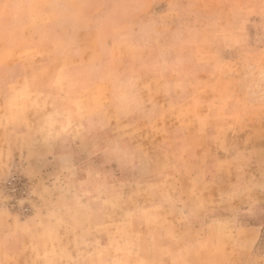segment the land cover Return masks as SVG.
Here are the masks:
<instances>
[{"label":"rangeland","instance_id":"obj_1","mask_svg":"<svg viewBox=\"0 0 264 264\" xmlns=\"http://www.w3.org/2000/svg\"><path fill=\"white\" fill-rule=\"evenodd\" d=\"M43 8L49 9L48 0H0V31L22 17L35 24L53 17L64 21L63 14L50 16ZM156 11L149 19L160 27L147 31L55 30L57 41L80 33L87 37L96 59L91 77L104 81L105 91L98 93L97 109L84 111L86 139L72 147L73 166L64 174L38 171L48 167L49 160L39 155L48 141L28 139L32 124L23 132L21 126L3 130L0 125V264L173 260L174 254L154 252L160 246L146 235L159 226L155 214L173 207L184 214L179 230L186 246L180 258L186 264H264V0H165ZM114 19L106 14L105 24ZM134 37H151L153 45L133 46ZM113 40L128 44H107ZM1 53L0 44V103L6 86L20 77L4 75L6 65L9 71L21 68L2 62ZM132 55L133 68L147 63L154 74L147 93L127 91L136 78L116 74L120 57ZM167 69L172 75L164 81L159 72ZM43 95L40 100L47 102ZM141 95L144 102L138 103ZM10 99L29 97L16 92ZM49 100L57 103V123L81 116L68 110L77 101L70 93ZM10 111L12 125L21 121ZM160 115L175 119L173 139L200 135V156L194 163L186 158L184 172L173 167L181 163L175 151L167 171L150 172L163 161L148 148L160 144L155 137L161 125L148 124ZM41 118L45 138L50 123L43 111ZM120 119L123 140L113 148L110 123ZM174 196L182 199L177 207L154 200Z\"/></svg>","mask_w":264,"mask_h":264},{"label":"crops","instance_id":"obj_2","mask_svg":"<svg viewBox=\"0 0 264 264\" xmlns=\"http://www.w3.org/2000/svg\"><path fill=\"white\" fill-rule=\"evenodd\" d=\"M165 0H48L49 9L44 12L52 14H63L64 21L61 24L56 17H53L50 22L35 24L28 18L26 20L20 18L14 24L7 23L6 26L1 27L0 31V44L3 53H1L2 62H18L20 68L17 71H9L8 64L6 65V73L4 75H20L16 83L6 86V99L0 103V125L3 130H9L11 126L17 125L22 127V132L25 125L32 124L31 130L28 131V139L34 140L41 144L42 139L48 141V146L43 149L39 155L46 157L49 160L47 168L38 169L43 173H62L71 170L68 157L72 155L74 145H78L77 142H83L86 136L83 131V127L89 123L88 116H83L86 109L87 115L92 111L91 109H97L99 107L98 93H104V81H97L92 79V67L94 55L90 52L86 36L82 33L78 34L76 39L72 35H66L62 40L57 41L55 30L59 27L68 30L79 29H100V28H113V29H133V30H152L155 27L149 17H153L154 12L159 4ZM92 18L90 19L89 14ZM113 13L115 19L111 23H106V14ZM159 23V22H158ZM168 22H163L162 27ZM150 38H137L134 37L130 40V44L151 46L153 41ZM128 44V41H109L107 44ZM57 45L63 46V49H58ZM7 53V54H6ZM121 63L118 68L120 73L118 76L124 77L128 74L129 77L136 78L133 81V85L129 87V92L134 91L137 94L147 93L148 84L153 80L154 74L152 70L146 69L147 63L141 68H133V62H136L135 55L128 56L127 58L120 57ZM144 59V58H143ZM145 58V62H146ZM95 61V62H94ZM5 66V65H4ZM103 71V70H102ZM100 74V73H98ZM3 75V74H2ZM169 69L159 72L160 78L164 81L169 80L171 76ZM178 76V75H177ZM61 79L64 84L62 85ZM120 81V80H119ZM117 81V82H119ZM117 82L115 84H117ZM27 93L28 100H11L15 93ZM58 92L70 93L77 99L75 105H70L69 109L72 114L75 112L80 117H72L64 121L58 122L57 119H53L57 115V103L50 101L49 99L55 98ZM45 94L48 97L47 102L40 100L41 95ZM45 95H43L45 97ZM143 96L138 97V103L142 101ZM22 98H24L22 96ZM87 102L88 105L85 104ZM92 102L93 104H89ZM150 104V103H149ZM185 104V103H184ZM183 104V105H184ZM77 109H81L78 112ZM84 109V110H83ZM12 111L18 112V121L13 125L8 119L9 113ZM45 115L49 119L48 127L45 125L46 130L44 136L41 138V115ZM14 114V113H13ZM44 118V117H43ZM175 119L168 118L166 115L157 116L154 119H150V125L160 126L161 134L156 136V140L160 141V144L154 147L148 146L153 153H157L163 158L159 167H154L150 172H163L167 171L170 167H167L170 163L173 165L174 151L180 154L181 163L175 161L176 172L185 171L186 158L190 159L193 163L196 157L200 156V149L197 145L200 135H194L191 137L182 135L177 139H173L176 131L170 130L172 126H176ZM112 122V121H111ZM138 123V121H135ZM125 121L118 120L110 123L115 144L112 145L115 148L116 144L122 142V136L120 135V124H124ZM137 123L129 122L131 127L138 126ZM41 126V127H40ZM67 126H70V130H65ZM174 129V128H173ZM21 130L16 127L15 131L19 134ZM65 130V132H61ZM59 131V132H58ZM14 133H11L13 137ZM9 138V136H8ZM19 138V135L17 136ZM156 148V149H155ZM16 149V148H15ZM110 148L104 149V156L109 155ZM20 152V150H18ZM11 155V154H10ZM171 159V161H167ZM181 167V168H180ZM116 199V198H114ZM155 201L161 200L163 204H170L173 206H179L182 204V199L178 197L159 198L155 197ZM157 203V202H155ZM173 211L167 214H155L159 222V226L152 230H148L147 236L155 238L157 247L154 252L162 251L168 252L174 257L173 260L157 261L152 264H186L184 258H180L185 251L186 243L182 235L183 230H179L181 224L179 222L184 221V214L180 213L177 208L173 207ZM254 231V227L249 228ZM188 264H191L189 262Z\"/></svg>","mask_w":264,"mask_h":264}]
</instances>
